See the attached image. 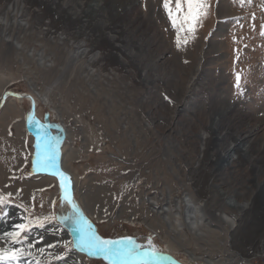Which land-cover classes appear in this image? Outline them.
<instances>
[{"label": "rangeland", "instance_id": "obj_1", "mask_svg": "<svg viewBox=\"0 0 264 264\" xmlns=\"http://www.w3.org/2000/svg\"><path fill=\"white\" fill-rule=\"evenodd\" d=\"M14 1L0 0V102L34 99L101 238L151 240L183 264H264V0H207L179 48L163 0H82L78 16L76 0H57L58 12L51 0ZM30 109L11 97L0 107V248H20L6 234L32 221L24 264H65L55 256L75 234L58 181L33 166ZM187 197L202 206L199 230L187 228ZM65 260L106 264L76 251Z\"/></svg>", "mask_w": 264, "mask_h": 264}, {"label": "snow or ice", "instance_id": "obj_2", "mask_svg": "<svg viewBox=\"0 0 264 264\" xmlns=\"http://www.w3.org/2000/svg\"><path fill=\"white\" fill-rule=\"evenodd\" d=\"M243 6L244 0H239ZM251 0H249V3ZM174 3V7H173ZM163 8L168 17L173 30L176 31L177 48L181 44V33L194 32V23H198L202 18L207 16L208 3L207 0H163ZM261 35H264V26H262ZM187 40H184L186 43ZM240 77L237 76V86H239ZM29 122L35 123L37 127V136L35 142V159L33 166L39 169H54V174L60 178V188L63 200L71 206L72 216L62 217L67 222L68 228L75 234V239L68 241L64 247L66 249L64 255L57 254L56 260L64 261L65 257L72 251L86 253L89 256L102 259L106 264H160L161 254L152 245L149 240L147 246L139 245L132 239H104L98 236L93 226L82 215L77 205L72 201L70 192L69 178L59 171L57 168L56 158L57 151L52 138L47 133V125L33 121L29 114ZM5 203V199L0 197V204ZM3 209H0L2 212ZM6 215V213H5ZM50 220L51 217H45ZM41 227L43 223L37 221ZM33 222L18 223L14 226L12 232L6 235L10 238L12 245L19 244L20 248L10 246L0 248V264H24L22 258L31 253H26L23 242L28 239L24 233L30 231ZM33 245L29 244V247ZM43 251V249H41Z\"/></svg>", "mask_w": 264, "mask_h": 264}, {"label": "bare ground", "instance_id": "obj_3", "mask_svg": "<svg viewBox=\"0 0 264 264\" xmlns=\"http://www.w3.org/2000/svg\"><path fill=\"white\" fill-rule=\"evenodd\" d=\"M20 1V0H19ZM47 1V0H46ZM77 2H78V5H79V7H77L76 8V12L74 13V15L75 16H78L79 14H81L82 13V8L85 6V3H84V1H82V0H76ZM17 2V0H15L14 1V3H16ZM68 2V0H62V1H60L59 3H60V6H61V8L63 9V8H66V3ZM92 2V1H91ZM98 2V1H97ZM50 3V9L51 10H56V9H58L59 7L57 6V0H51V1H47V4H49ZM69 3H72L70 0H69ZM102 5V1H99L97 4H95V7H99V6H101ZM89 7V6H88ZM91 7V6H90ZM102 7V6H101ZM12 8V7H11ZM61 8H59V9H61ZM105 8V7H104ZM107 8V7H106ZM108 11V10H107ZM22 12V11H21ZM55 12V11H54ZM56 12H58L57 10H56ZM103 12V11H102ZM68 15V14H67ZM71 15V14H70ZM84 15V14H83ZM60 16V15H59ZM76 18V17H75ZM5 19L6 18H3V21L5 22ZM7 20V19H6ZM0 22H2V20L0 21ZM83 24H86V23H83ZM6 25V24H5ZM23 26H27V23H24V24H22ZM21 25V26H22ZM91 26V25H90ZM20 28H22V27H20ZM24 28V27H23ZM46 31H47V29H46ZM84 31V30H83ZM42 34V33H41ZM57 34V33H56ZM46 35H55L54 34V32H53V30H51L50 29V31H49V29H48V33H46ZM8 39H11V36L8 38ZM143 46V45H142ZM12 98V97H11ZM32 98V97H31ZM15 99V98H14ZM33 99V98H32ZM17 101H23L22 99H16ZM33 101H34V99H33ZM214 121V120H213ZM216 122H219V121H216ZM29 129L30 130H33V128H32V125L31 126H29ZM254 129H255V127H254ZM27 131V130H26ZM250 131H251V128H250ZM35 134H33V139H34V142H36V136H37V130L34 132ZM238 135V134H237ZM261 136V135H260ZM258 138V137H257ZM242 142H244V144H241L240 145V147H239V150H241V151H243V153L244 154H247V150H248V145H249V143H250V139L248 138V136H244L243 138H242ZM263 148H264V146L261 144L260 146H259V148L257 149V151H260L261 149H262V151L264 152V150H263ZM236 149H229L228 148V150H226L227 152H222V154H221V157L222 158H225L227 161V166H229L230 164H231V161L233 160V158H234V151H235ZM237 151H238V149H237ZM58 153H57V158H56V163H57V166H58V168H59V170H60V154H59V150L57 151ZM231 156V157H230ZM263 160H264V158H263ZM233 164V163H232ZM226 167V166H225ZM262 172H263V170H264V164H262ZM260 167V168H261ZM222 169H225L224 168V166H223V168ZM44 171H45V173H47L48 174V176H50V177H55V178H57L56 177V174H54V169H44ZM61 171V170H60ZM259 168H257V171H256V173H258L259 174ZM257 174V175H258ZM260 180H259V183H258V185H257V189L259 190V194L260 195H262V197L264 198V173L263 174H261L260 175V178H259ZM20 186V185H19ZM14 190H16L15 188H14ZM226 194V193H225ZM255 194V193H254ZM73 195V194H72ZM74 197V196H73ZM246 200V199H245ZM248 200H250V199H248ZM252 202V201H251ZM63 209L66 211V213H67V216H72L73 215V212H71L70 211V209H69V207H68V205H67V203L63 200ZM183 203H184V208H185V213H186V220H187V228L189 229V230H194V229H198V228H200V226L202 225L201 223H202V218L199 216L200 215V212H202L201 211V205L199 204V205H197V204H194V202H192L191 201V199H189L188 197L186 198V199H184L183 200ZM180 207V206H179ZM243 208V207H242ZM256 209V208H255ZM257 211V210H256ZM177 213V212H176ZM178 214V218H177V220H175V225L176 226H182L181 225V222H179L180 221V216H181V214H179V213H177ZM262 215H263V218H264V212L262 211ZM185 217V216H184ZM167 218H170V217H167ZM176 219V218H175ZM225 221L227 222V219H225ZM185 225V226H186ZM199 230V229H198ZM192 232V231H191ZM1 233H3V231H2V229H1ZM4 233H6V230L4 231ZM96 234L99 236V234L96 232ZM264 241V240H263ZM260 249V248H259ZM169 257H172V256H168V255H165V254H161V261H160V263H162V264H165L167 261H168V259H169ZM174 258V257H173ZM209 263V262H208ZM183 264V263H182Z\"/></svg>", "mask_w": 264, "mask_h": 264}, {"label": "water", "instance_id": "obj_4", "mask_svg": "<svg viewBox=\"0 0 264 264\" xmlns=\"http://www.w3.org/2000/svg\"><path fill=\"white\" fill-rule=\"evenodd\" d=\"M7 97H12V98H15V99H22V100H23V99H27V100H29L30 105H31L30 114H31V117H32V120H33V117H34V114H35V103H34L33 99H32L30 96H24V95H19V94H14V93H11V92H7V93L3 94L2 98H1L0 107L4 104V101H5V99H6ZM28 117H29V116H28ZM28 117H27V119L25 120V128H26V130H27L28 133H30L31 135H33V134H35L34 132H35L36 130H30V129H29L30 122H29ZM47 133H48V135L52 138L53 143H54V145H55V147H56V151H58V141L56 140V138L54 137V135H52L48 130H47ZM36 134H37V133H36ZM57 153H58V152H57ZM57 168H58V166H57ZM58 169H59V168H58ZM59 171H60V170H59ZM54 172H55V170H54ZM60 172H61V171H60ZM56 177H57V179H58L59 182H60V178H59V176H58L57 174H56ZM60 192H61V188H60ZM69 195H70L72 201L77 205L76 201L74 200V198H73V196H72L71 190H70V192H69ZM61 196H62V193H61ZM64 201L67 203L66 200H64ZM67 205H68L70 211L72 212V210H71V206H70L68 203H67ZM77 207L79 208L78 205H77ZM79 210H80V208H79ZM80 212H81V210H80ZM81 213H82V212H81ZM82 215H83V214H82ZM83 216H84V215H83ZM84 217H85V216H84ZM160 264H162V263H160ZM165 264H180V263L176 262L174 259H168V261H167Z\"/></svg>", "mask_w": 264, "mask_h": 264}]
</instances>
